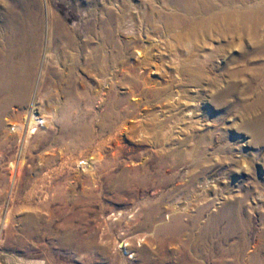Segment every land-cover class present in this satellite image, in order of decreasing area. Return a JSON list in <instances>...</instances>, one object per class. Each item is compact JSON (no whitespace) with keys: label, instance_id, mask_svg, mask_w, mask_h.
I'll return each mask as SVG.
<instances>
[{"label":"rangeland","instance_id":"1","mask_svg":"<svg viewBox=\"0 0 264 264\" xmlns=\"http://www.w3.org/2000/svg\"><path fill=\"white\" fill-rule=\"evenodd\" d=\"M151 1L161 0L38 5L44 26L58 15L83 41L106 6L130 11ZM12 4L0 0V32ZM253 18L241 35L211 39L202 75L162 100L159 119L173 128L167 137L129 138L101 127L97 81L83 83L74 71L67 89L86 92L77 106L89 132L68 138L64 130L76 119L62 112V88L48 79L38 90L35 78L26 97L0 116V264H264V6ZM139 52L131 47L126 54L136 63ZM33 106L47 119L28 132L23 116ZM189 109L195 123L183 118ZM174 209L183 211L180 231L173 227Z\"/></svg>","mask_w":264,"mask_h":264},{"label":"bare ground","instance_id":"2","mask_svg":"<svg viewBox=\"0 0 264 264\" xmlns=\"http://www.w3.org/2000/svg\"><path fill=\"white\" fill-rule=\"evenodd\" d=\"M12 3L5 17V30L0 32V116L8 106L26 97L35 78L38 90L51 79L62 88L63 114L76 119L64 130V135L71 139H76L80 130L89 132L87 124H82L83 116L77 106L86 92L73 94L67 89L74 81V71L83 83L97 81L93 92L102 111L101 127L129 138L167 137L173 128L159 119V110L165 106L162 100L169 96L173 99L178 93L175 86L193 83L202 75L203 58L208 55L205 46L211 39L216 35L220 39L241 35L247 23L255 20V10L264 6L263 2L246 5L243 0H161L140 2L127 12L112 10L108 5L101 10L99 21L86 27L81 41L58 15H52L44 26L38 0H12ZM251 34L257 41L256 31ZM119 35L124 39H119ZM146 40L151 43L145 45ZM131 47L141 50L136 63L126 54ZM260 50L264 52V42ZM215 51H219L218 47ZM260 68L264 71V62ZM36 100L33 105L37 104ZM152 101H155L154 107ZM183 116L187 122L195 123L192 109L186 110ZM44 119L47 117L38 115L34 106L23 116L29 125L28 132ZM19 125L13 122L15 128ZM95 136L102 139L100 132ZM97 159H104L101 151ZM88 169L94 176L91 164ZM182 212L173 211L178 217L173 225L177 231L186 225L180 219ZM228 213L224 211L209 220L205 231H210ZM229 223L234 222L230 219ZM242 237L244 246L248 239L245 234ZM259 246H262L260 242L254 244L251 254ZM238 252L237 248L236 257ZM234 263L240 264V261Z\"/></svg>","mask_w":264,"mask_h":264}]
</instances>
